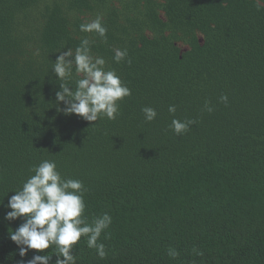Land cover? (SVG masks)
<instances>
[{"label": "trees", "instance_id": "16d2710c", "mask_svg": "<svg viewBox=\"0 0 264 264\" xmlns=\"http://www.w3.org/2000/svg\"><path fill=\"white\" fill-rule=\"evenodd\" d=\"M199 1L169 0L162 21L141 0H0V264L21 259L9 233L23 218L4 219L8 199L44 159L83 182L89 223L112 217L106 258L81 237L77 264H264V7ZM98 14L106 43L79 29ZM86 36L131 89L114 120L57 110L53 64ZM169 105L196 121L187 133L171 130Z\"/></svg>", "mask_w": 264, "mask_h": 264}, {"label": "clouds", "instance_id": "9594fccd", "mask_svg": "<svg viewBox=\"0 0 264 264\" xmlns=\"http://www.w3.org/2000/svg\"><path fill=\"white\" fill-rule=\"evenodd\" d=\"M257 4L258 7H264L259 0ZM79 29L84 33H95L107 42L108 30L102 15L98 14L94 19L81 23ZM94 44L95 40L86 36L74 50L70 47L57 56L52 71L61 83L55 95L57 102L65 105L57 110L65 115L76 114L88 122L104 118L114 120L119 115L120 102L131 95V89L114 70L106 68L102 56L93 55ZM113 52L116 63L125 61L128 56L126 49L114 48ZM35 54L39 55V50ZM127 62L131 63L130 60ZM74 75L75 85L72 86ZM220 101L226 104L228 97L221 96ZM205 109L209 112L213 110L208 102H205ZM141 111L146 122L157 117L152 107H143ZM168 111L174 117L170 128L176 135L187 133L190 126L196 123L191 119L175 118V105H169ZM30 171L34 174L9 197L6 207L10 211L4 216L8 221L23 218V222L9 233L21 258L18 264H52L53 254L56 257L54 264H77L73 247L81 237L86 238L89 249H94L100 259H105L106 245L99 241L102 233L111 226L112 217L105 212L88 222L85 216L87 189L83 182L63 177L53 160L44 159ZM50 248L53 254L46 251ZM33 250L32 257L25 260L28 252ZM193 252L198 256L203 255L196 248H193ZM167 254L173 259L179 256V252L172 247H169Z\"/></svg>", "mask_w": 264, "mask_h": 264}, {"label": "flooded vegetation", "instance_id": "af4514ba", "mask_svg": "<svg viewBox=\"0 0 264 264\" xmlns=\"http://www.w3.org/2000/svg\"><path fill=\"white\" fill-rule=\"evenodd\" d=\"M203 1H204V7H209L211 6L212 4L215 3H218L217 5L222 7V8H228L231 4V0H215V1H212V0H200L199 1V5L201 7H203ZM245 1H254L257 3V0H245ZM152 3L155 7V16L158 17L159 19H161L162 21H167V13L165 11V8L163 7L164 5H166L167 7V3L169 2V0H141V6L144 7L146 4L148 5L149 3ZM260 4H264V0H259ZM167 33V32H165ZM194 33V32H193ZM146 34H150V31H146ZM194 35L196 36L197 40L199 41V43H201L203 41V37H202V34L200 33V30L197 29L195 30V33ZM189 36V34H188ZM181 43V41H180ZM186 49L189 48L188 45H185Z\"/></svg>", "mask_w": 264, "mask_h": 264}, {"label": "water", "instance_id": "95a60500", "mask_svg": "<svg viewBox=\"0 0 264 264\" xmlns=\"http://www.w3.org/2000/svg\"><path fill=\"white\" fill-rule=\"evenodd\" d=\"M186 48H184L183 50H185Z\"/></svg>", "mask_w": 264, "mask_h": 264}]
</instances>
